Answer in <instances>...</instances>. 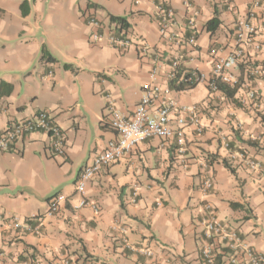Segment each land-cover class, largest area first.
Here are the masks:
<instances>
[{"label":"crops","instance_id":"crops-1","mask_svg":"<svg viewBox=\"0 0 264 264\" xmlns=\"http://www.w3.org/2000/svg\"><path fill=\"white\" fill-rule=\"evenodd\" d=\"M184 1L0 0V81L13 87L0 97V133L46 109L66 136L63 155L52 153L45 130L26 134L0 154V216L6 218L0 219V264H61L63 257L85 255L92 264H203L198 224L203 197L197 188L204 171L213 181L206 200L216 218L264 254V172L231 157L242 149L264 166V0L248 15L262 44L253 57L262 73L248 80L245 64L234 67L230 85L239 83V88L231 99L208 88L212 58L231 50L235 20L247 15L253 0H190L198 11L199 32L180 68L198 71L201 79L189 90L168 89L170 63L163 59L152 81L175 106L196 105L204 128L198 132L186 123L182 153L174 137L143 140L87 183L88 203L78 206L74 182L80 169L116 136L109 125L110 107L131 113L150 82L154 59L170 57L158 32L156 5L164 2L173 9L175 30H185ZM214 13L221 24L210 35L202 25ZM89 14L102 23L100 41L90 40L84 18ZM110 14L126 19L129 49L120 51L106 40L115 26ZM139 43L150 47L144 56L137 52ZM42 46L55 61L40 59ZM250 89L256 91L257 106L248 100ZM56 194L66 202L46 215ZM32 216L41 222L38 234H16L6 226L12 217ZM122 236L154 256L125 248Z\"/></svg>","mask_w":264,"mask_h":264},{"label":"built area","instance_id":"built-area-1","mask_svg":"<svg viewBox=\"0 0 264 264\" xmlns=\"http://www.w3.org/2000/svg\"><path fill=\"white\" fill-rule=\"evenodd\" d=\"M224 1L229 2V0ZM184 5L188 9V13L185 16V30H175L177 20L173 9L166 6L164 2H159L156 5L155 16L158 32L170 53L169 60L162 54H158L154 59V63L150 69V82L143 86L139 102L131 113H122L113 106L110 107L109 125L115 131L116 136L108 141L104 151L95 155L89 163H86L80 169L74 182V189L80 195L78 206L88 203L86 199L87 183L102 168L119 160L124 154L131 153L143 140L154 136L162 139L174 137L177 151L182 153L185 144L184 126L186 123L193 124L198 132L204 128L196 105L175 106L166 96V91L152 81L159 73L163 59H166L170 63V70L166 74L167 81L173 78L175 70L185 60V49L187 47L194 48L197 45L199 31L196 25V17L198 16V11L190 0H185ZM259 6L260 1L253 0L250 9L247 11V15L235 20L231 50L225 56H214L212 58L211 77L208 81V88L211 92L219 91L216 87L218 82L232 84L235 81L232 69L241 64H245L244 74L248 80L262 73V68L253 59L261 50L262 44L257 39L256 26L250 22L248 16H251L255 12L254 9ZM84 18H86V23L91 27L90 40L92 42L100 41L103 37L101 21L92 14L86 15ZM118 28L116 24L112 26L106 35V40L111 46L124 51L129 49L132 41L125 35L123 30H118ZM149 50L150 47L145 43H139L137 46V52L143 56ZM247 97L252 105H258L255 90H248ZM171 111H174L176 114H173L174 112ZM36 130H45L50 133V148L54 155L64 154L65 133L53 121L46 109L39 110L31 117L15 121L3 130L0 133V154L7 151L11 145L22 139L26 134ZM224 144L227 148L229 147L226 140H224ZM231 157L244 161L256 173L264 172L262 163L250 157L242 149L232 151ZM197 189L203 197L201 201L202 211L198 218L202 236L199 246V255L202 263L264 264V254L262 252L252 248L242 238L241 234L235 230L228 229L216 218L214 206L206 200V196L213 189V181L207 171L202 173ZM65 202L66 198L62 194L50 197L46 215H53L58 212ZM92 207L94 211H97L95 205L92 204ZM0 219L6 218L0 216ZM6 222L7 228L16 234L22 232L40 233L41 222L38 216H32L23 221H20L17 217H12ZM121 238L125 248L137 251L150 258L154 256V253L148 247L136 246L128 242L123 236ZM61 264H90V262L83 260L74 262L69 257H63Z\"/></svg>","mask_w":264,"mask_h":264},{"label":"trees","instance_id":"trees-1","mask_svg":"<svg viewBox=\"0 0 264 264\" xmlns=\"http://www.w3.org/2000/svg\"><path fill=\"white\" fill-rule=\"evenodd\" d=\"M24 5H22L23 7ZM109 20L112 23H115L118 28V30H123L125 35L127 34V27L128 23L124 17L116 16V15H109ZM221 20L217 13H214L213 16L209 19H207L202 27L206 30L210 35H213L216 30L220 27ZM40 59L46 60V61H55L56 59L49 53V51L46 49L45 46H42L41 48V55ZM64 66L70 68V64H64ZM174 77L169 79L167 81L168 89L175 90V91H184L194 88L200 79V73L196 70H193L191 68L187 67H179L175 70ZM216 87L219 91H221L223 94H225L226 97L232 98L236 91L239 88V83H234L233 85L224 84L221 82H218L216 84ZM13 90L12 84L0 81V97L10 94ZM261 122L264 124V114L261 115ZM251 145H257V142H250ZM36 223V222H34ZM70 258V257H69ZM74 262H79L81 260L83 261H89L90 264H92V257L90 255H85L80 258H70Z\"/></svg>","mask_w":264,"mask_h":264}]
</instances>
